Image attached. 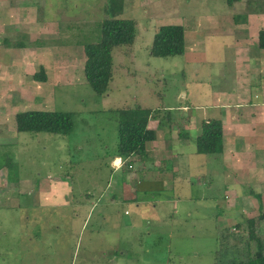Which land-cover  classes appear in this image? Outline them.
Instances as JSON below:
<instances>
[{"label": "rangeland", "instance_id": "rangeland-1", "mask_svg": "<svg viewBox=\"0 0 264 264\" xmlns=\"http://www.w3.org/2000/svg\"><path fill=\"white\" fill-rule=\"evenodd\" d=\"M24 1L16 5L23 9ZM109 1L33 2L39 17L55 19L58 30L31 47L38 50L31 54L34 64L40 49H50V55L45 54L43 59L46 62H41L45 64L47 83L34 80L31 74L21 76L19 82L14 80L16 91L20 85L23 93L22 102H29L21 110L73 113L75 130L69 136L19 133L13 141L0 145V172L9 183L8 188H0V264H215L219 231L230 229L238 234V223L264 214V199L260 208L262 203L250 193L264 197V167L257 164V160L264 161V142H257L260 148L256 156L247 150L248 145L243 146L247 152L239 157L233 171L247 184L235 186L236 191H227L233 187L218 179L211 183L208 175H199L198 168L181 170L180 179L187 187L179 189L178 182L174 190L167 187L164 169L163 173L152 170L134 185L123 184L126 198L107 206L110 217L103 214L102 206L89 213L97 201L107 199V187L115 177L112 162L119 144V111L138 107L153 110L164 124L169 115L173 119L186 115L178 112L186 99L179 97L187 88L184 58L153 57L156 30L167 25L184 27L185 17L202 18L208 9L225 5L229 10L225 1L122 0L123 11L116 19L135 21L138 33L133 46L114 50L110 92L99 97L86 81L83 47L100 42L102 23L110 18L106 12ZM239 8L259 12L252 28L264 29V0H243ZM132 48L136 58H123V53ZM220 67H212L211 74L219 72ZM220 70V77L235 81L233 63ZM212 83L218 86L220 80L213 78ZM211 86L209 81L207 93ZM16 94L13 91L17 102ZM0 97L1 101L4 97ZM172 108L169 114L166 110ZM171 127L166 135L169 142ZM206 157L213 162V156ZM203 161L194 158L199 166ZM134 164L136 173L140 165L138 161ZM246 169L248 174H243ZM127 171V167L122 170L127 174L122 177L128 176ZM254 175H262V179L255 180ZM159 177L165 183H159ZM27 181L33 183V190ZM60 181L66 184L58 185ZM119 188L117 194L121 195ZM132 189H138V193H132ZM41 198L43 202L50 200L52 207L38 206ZM158 221L161 227L156 230ZM261 227L263 233L264 224Z\"/></svg>", "mask_w": 264, "mask_h": 264}, {"label": "crops", "instance_id": "crops-1", "mask_svg": "<svg viewBox=\"0 0 264 264\" xmlns=\"http://www.w3.org/2000/svg\"><path fill=\"white\" fill-rule=\"evenodd\" d=\"M19 1L21 0H0V12L2 13L0 16V95L4 97L0 101V145L13 141L15 136L19 134L17 124L14 123L16 116L23 111L21 110L22 107L29 105V102L28 104L22 102L24 101L23 93L20 92V85L17 86L16 91L14 80L20 81L21 76L24 78L30 74V76H34L41 68H45V64L41 63L46 62V60L43 61L46 58L45 54L50 55V49H40L39 55H35L36 64L31 62L33 59L31 54L38 53L37 49L31 48L33 42H38L41 39V41H46L51 32L54 33L55 30H58L55 19H45L44 15L39 17V9L34 5V0H25L26 5L23 9L20 8L21 5H16ZM242 1L232 7L228 6L229 10H226L224 5L223 7L208 9L207 12L203 13L202 18L194 19L191 17L189 20L185 17L186 19H183L185 22L187 21L182 27L185 30V54L183 58L187 71L185 73L188 76H186V91L179 94V97L182 96V98L180 97L182 100L184 97L186 98L183 100L185 105L177 110L186 113V115H178L175 119L169 115L166 124L158 121V117L150 122L149 128L156 131L157 139L147 143L146 157L134 156L126 162L123 159L114 158L112 166L115 168L113 171L115 177L113 180L111 179L107 187L105 195L107 199L104 202L97 201L91 206L89 213L102 206L103 214L105 215L106 212L110 217L112 214L107 206L126 198L123 184L131 183L134 185V182L141 181L140 179L145 178L146 174L152 170L162 172L164 169V179L169 188L174 187L179 182V189H185L187 185L183 184L180 179L181 170L191 171L188 169L196 168H198L200 176L208 175L211 183L218 179V182L233 187L228 188L227 191H236L235 186L247 184L241 179L239 173L233 171V168L239 163V157L247 152L243 146L248 145L247 150L256 156V150L260 148L257 142H264V50L259 48L261 29L256 28L257 30H254L252 28L254 18L260 17L259 12L245 11L246 9L243 8L241 10L239 5ZM246 12L250 13L248 16L245 15L247 16L246 20L235 18V16L243 17L241 14ZM158 30L156 31L158 32ZM220 36L224 37L221 38ZM218 38H221V41ZM14 39L19 40L18 42L22 39L25 42L18 44ZM25 43L27 45L23 47ZM131 57L136 58L134 48L128 57L123 56V58ZM30 58L31 60H29ZM133 61L135 63L137 60L134 59ZM231 63L234 64L235 68L234 82H230L227 77H220V71L223 70L220 68ZM218 65L221 66L218 69L219 72L212 75V67L218 68ZM13 73L16 77L13 76ZM213 78L220 80L218 86L211 84ZM209 81L212 89L207 93ZM192 89L195 90L194 94ZM13 91L17 93V102L16 98L13 100ZM253 94H255L254 99ZM4 100L6 104H3ZM166 111L171 114L173 108ZM209 120H220L223 124L224 151L221 155L213 156V162L205 159L209 155L197 154L195 143L202 133V122ZM170 125L172 127L170 128L171 141L169 142L166 140V135H168ZM160 127L167 131H161ZM241 147L245 150L241 151ZM258 155L262 156L261 153ZM194 158H201L204 161L200 162L199 166L197 162H194ZM118 161L123 164L121 168L116 167ZM136 161L139 162L140 170L135 173L134 163ZM257 164L264 167V161L257 160ZM126 167L128 176L122 177V175H127L122 172ZM245 173L248 174L247 169L243 174ZM4 177L5 174L0 172L1 189L9 186L7 181L4 182ZM252 177L255 180L262 179V175ZM202 181L203 178L200 179L199 183L201 184ZM61 183L66 184L60 181L58 185ZM159 183L165 182L159 177ZM26 185L30 186L31 190L34 189L31 181H27ZM119 187H122L121 195L117 194ZM137 190L132 189V193L137 194ZM48 201L43 202L41 198L37 204L44 208H50L52 206L50 200ZM137 202L140 205L144 203L142 201ZM154 208L157 209L158 206ZM160 221L162 223V218ZM161 223L158 221L155 225L156 230L160 229Z\"/></svg>", "mask_w": 264, "mask_h": 264}, {"label": "trees", "instance_id": "trees-1", "mask_svg": "<svg viewBox=\"0 0 264 264\" xmlns=\"http://www.w3.org/2000/svg\"><path fill=\"white\" fill-rule=\"evenodd\" d=\"M210 1V0H209ZM225 1L232 7L242 0ZM123 11L122 0H110L106 8L109 19L102 23L101 40L83 47L86 62L84 66L88 85L99 97L110 92L114 79L113 52L116 48L133 46L137 37V27L133 20L116 19ZM236 18L246 20V17ZM238 22V19H237ZM24 44L23 47H26ZM259 48L264 50V29L259 33ZM131 50L124 52L128 57ZM185 54V30L179 25H167L159 28L151 47L155 58H169ZM34 80L47 83L46 71L41 68L34 74ZM153 110L141 107L119 111L118 137L119 144L115 157L125 162L134 156H147L146 145L157 139L156 131L149 128L152 120L157 118ZM73 113L50 111H26L16 116L17 132L28 134H54L69 136L75 130ZM201 135L196 139L197 154L217 156L224 151L223 124L220 120L203 121ZM132 169V166H130ZM263 205L262 195L250 192ZM264 214L257 219L250 218L235 226L238 234L224 229L218 233V250L215 253V264H264Z\"/></svg>", "mask_w": 264, "mask_h": 264}, {"label": "built area", "instance_id": "built-area-1", "mask_svg": "<svg viewBox=\"0 0 264 264\" xmlns=\"http://www.w3.org/2000/svg\"><path fill=\"white\" fill-rule=\"evenodd\" d=\"M122 165H123V164L120 162L119 166L117 165L116 167H117V168H121ZM130 168H131V167H130Z\"/></svg>", "mask_w": 264, "mask_h": 264}, {"label": "bare ground", "instance_id": "bare-ground-1", "mask_svg": "<svg viewBox=\"0 0 264 264\" xmlns=\"http://www.w3.org/2000/svg\"><path fill=\"white\" fill-rule=\"evenodd\" d=\"M120 163V161H118Z\"/></svg>", "mask_w": 264, "mask_h": 264}]
</instances>
